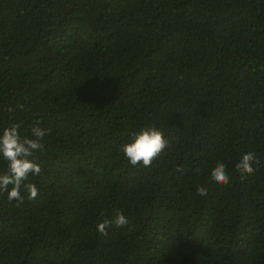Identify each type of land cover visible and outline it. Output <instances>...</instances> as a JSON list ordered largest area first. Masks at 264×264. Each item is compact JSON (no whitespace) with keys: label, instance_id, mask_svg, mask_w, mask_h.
Segmentation results:
<instances>
[{"label":"trees","instance_id":"trees-1","mask_svg":"<svg viewBox=\"0 0 264 264\" xmlns=\"http://www.w3.org/2000/svg\"><path fill=\"white\" fill-rule=\"evenodd\" d=\"M12 124L51 131L38 196L0 192V264H264V0H0ZM149 126L167 147L131 166L121 145Z\"/></svg>","mask_w":264,"mask_h":264},{"label":"clouds","instance_id":"clouds-1","mask_svg":"<svg viewBox=\"0 0 264 264\" xmlns=\"http://www.w3.org/2000/svg\"><path fill=\"white\" fill-rule=\"evenodd\" d=\"M12 111V109H9ZM20 125L12 124L0 133V158L7 165L4 174H0V192L7 193V199L11 203L16 201V207H20L25 199L33 200L38 196V188L35 184L27 182L29 175H39L40 166L33 159L37 151L44 150L43 138L50 134V129L33 126L30 129L31 137L22 136L19 132ZM167 140L162 131L155 126H149L133 134L132 141L121 145V151L131 166L150 167L163 150L167 147ZM254 164H259L254 153L243 154L235 165L241 179L255 173ZM177 172H183V168H177ZM210 179L217 185L229 183V176L224 163L217 162L211 171ZM11 186V188H9ZM198 195L206 196L207 190L203 187L197 189ZM128 224V220L120 210L115 211V218H105L97 224V231L107 235L106 229L111 226L118 228ZM131 230V229H129Z\"/></svg>","mask_w":264,"mask_h":264}]
</instances>
